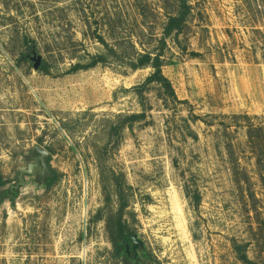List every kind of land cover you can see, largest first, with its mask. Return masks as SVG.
Here are the masks:
<instances>
[{
  "label": "rangeland",
  "instance_id": "1",
  "mask_svg": "<svg viewBox=\"0 0 264 264\" xmlns=\"http://www.w3.org/2000/svg\"><path fill=\"white\" fill-rule=\"evenodd\" d=\"M188 2L183 33L162 44L176 0H0V264H124L106 223L117 181L130 187L127 247L145 264H241L233 239L264 264L247 136L264 126V0ZM160 51L181 103L134 90L153 72L131 68L136 53ZM99 55L106 64L71 73ZM136 113L146 118L116 131ZM37 146L53 176L21 181Z\"/></svg>",
  "mask_w": 264,
  "mask_h": 264
},
{
  "label": "trees",
  "instance_id": "2",
  "mask_svg": "<svg viewBox=\"0 0 264 264\" xmlns=\"http://www.w3.org/2000/svg\"><path fill=\"white\" fill-rule=\"evenodd\" d=\"M176 2L178 4V12L168 18L164 27V36L161 40L162 44H165L166 39L172 37L173 35H175L177 39L180 34L183 33L191 14V6L188 0H176ZM98 39L106 47V49H108L107 52L116 54L115 49L110 47L109 43L102 36H99ZM163 56L164 54L162 51L157 54H152L150 52L144 54L136 53V57L130 63L131 68L134 70L151 68L153 72L141 86H138L134 90L140 96H143L144 91H146L150 86L156 85L162 91L163 95H166L164 96L166 105H168V101L170 100L176 103H181L175 94L171 81L163 74V68L166 65ZM107 61L108 59L104 55L94 56L89 64H77L74 66L71 73L94 68L101 64L104 65ZM41 69L42 71L47 72V66H42ZM145 115V113L120 115L119 118H123V120L122 122L120 121L119 127L116 128V131L121 132L126 129V127H132L135 123L143 121L146 118ZM247 136L258 167L262 173L264 183V126L251 123L248 126ZM101 174L103 182L109 183L106 179L105 170L102 169ZM1 183L2 182H0V184ZM115 187L119 207L116 212L108 214L106 221L109 239L114 248V257L121 259L124 264H145L144 260L139 258V254L137 253V250H134L133 245L129 249L127 247V240L135 234L130 229L127 220L125 219L126 210L129 206L128 190L130 187L123 185V183H120L119 181L115 182ZM6 194V192L0 194V201H2ZM187 197L191 200L193 207L199 208L201 205V196L199 193L189 192L187 190ZM261 240V238H255L254 243L255 246L260 249H262L261 246L263 245ZM231 243L235 257L241 264H257L255 261L251 260L248 255L249 248L253 244L252 242H239L233 239ZM143 252L144 250H141L140 253ZM148 258L150 257L148 256Z\"/></svg>",
  "mask_w": 264,
  "mask_h": 264
},
{
  "label": "water",
  "instance_id": "3",
  "mask_svg": "<svg viewBox=\"0 0 264 264\" xmlns=\"http://www.w3.org/2000/svg\"><path fill=\"white\" fill-rule=\"evenodd\" d=\"M40 64H41V60H38L37 68L40 66ZM36 153L39 155L38 158H35L37 165L36 166L30 165L28 170L21 172L20 178H19L21 181H22V177L24 174L33 175L36 173L37 168H38V170H40L43 178L53 176L52 170L49 166L50 154L44 148H42L40 146L36 147ZM129 239L136 241V239L134 237H131Z\"/></svg>",
  "mask_w": 264,
  "mask_h": 264
}]
</instances>
